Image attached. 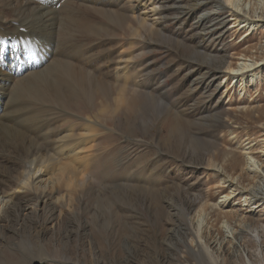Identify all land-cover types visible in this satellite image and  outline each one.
I'll return each instance as SVG.
<instances>
[{"label": "rangeland", "instance_id": "1", "mask_svg": "<svg viewBox=\"0 0 264 264\" xmlns=\"http://www.w3.org/2000/svg\"><path fill=\"white\" fill-rule=\"evenodd\" d=\"M43 1L60 12L68 4ZM125 1L118 19L103 12L98 32L94 19L84 20L90 40L70 48L87 71L103 67L99 81L85 88L93 82L77 73L60 107L40 106H50L43 129L55 135L73 126L75 141L85 126L96 130L79 139L90 154L73 166L88 181L73 190L79 216L67 214L66 184V208L41 211L38 203L34 222L16 224L11 206L0 217V264H38L41 242L50 244L46 264H264V0H235L255 17L237 22L216 0L164 2L159 35L139 28L135 0ZM192 5L193 17L184 18ZM227 70L234 73L215 75ZM41 131L34 137L44 144ZM11 141L0 135V165L16 168ZM54 156L71 160L68 150ZM33 196L22 191L10 201L24 206ZM57 211L60 225L39 241L38 228Z\"/></svg>", "mask_w": 264, "mask_h": 264}, {"label": "bare ground", "instance_id": "2", "mask_svg": "<svg viewBox=\"0 0 264 264\" xmlns=\"http://www.w3.org/2000/svg\"><path fill=\"white\" fill-rule=\"evenodd\" d=\"M64 1L68 4L60 12L55 9L54 5H48L43 0H0V135L2 137L9 135L12 138L11 143L14 144L11 146L13 160L18 161V163L21 162L16 168H13L15 165L10 167L0 165V217L5 210L13 206L16 214V224L20 225H24L26 221L28 223L36 221L39 210L36 207L38 203L42 204L41 211L48 207L62 206L66 200V196L61 195L59 192L62 184H66L67 192H69V196H67L70 199H67L68 204L66 207L70 212H67V214L79 216L77 212L74 213V191H81L86 188L88 181L84 178V173L81 174L80 169L73 168V166L75 162L78 164L76 159L90 154V151L87 150L89 141L82 142L83 139H79L82 137L85 139L86 137L90 138L96 133V130L87 125L83 129L84 133L73 141V126L61 130L58 135H55L52 130L53 127L49 126L44 128V144L39 142L34 135L40 129L44 131V122L48 116L47 113L50 112L48 109L51 105L55 107L54 104L60 107L59 96L61 93H64V95L70 93L68 90L77 83V73L81 78L87 77L93 82L91 86L85 88L93 87L100 78L98 73L102 72L103 67L100 69L95 67L93 70L87 71L82 61L78 60L76 62L72 57L70 58L72 54L70 48L85 45L90 40L84 36L81 29L84 20L94 19L95 31L98 32L101 30L99 28L102 24L100 17H103V12L107 13L109 19H118L120 6L126 3L125 0H109L108 2L104 0ZM170 1L172 0H135L136 12L133 15L139 23V28L147 31V34L159 35L161 30L157 27L163 23V16H165L163 15L166 8L164 2ZM176 1L178 4L182 3V0ZM196 1L193 0L195 3ZM216 1H218V8L216 9L221 12L227 10L236 22L238 18L243 16L253 20L252 10L235 8V0ZM192 8H194V5L191 8L187 7L181 10L184 18L193 17L194 10ZM242 12H245L246 15ZM106 13L104 16H106ZM213 15L216 16L215 22L218 20L217 25L222 28L217 36L224 39L227 35V32L223 30L226 19L219 15L218 11ZM203 16L208 17L209 14L204 13ZM200 19L202 24L203 19ZM260 21H264L263 16ZM203 24L205 25V23ZM23 30L27 32L25 33ZM62 34L65 36V40L61 38ZM199 55L203 54L199 53ZM202 57L216 60V58L205 55ZM228 70L215 75L228 77L234 73ZM119 74L117 68L115 82L118 83H120ZM102 75H104V71ZM215 75H212V77H216ZM79 87L84 91L85 88H81L80 84ZM45 104L50 106L43 110L40 106ZM60 109H62V106ZM21 125H27L28 131H24ZM4 149L7 150V147ZM53 150L54 153L49 154V151ZM67 150L71 160L68 157L69 162L68 160L67 162L61 161L62 163L58 162L54 155H62ZM43 151H46L45 154L42 153ZM57 158L59 157L57 156ZM61 160L63 159L61 158ZM237 163V161L234 162V165ZM83 168L85 169L86 165ZM7 190L8 192H6ZM22 191L33 193L34 196L30 200L28 199L31 202L24 206L22 204L12 205L13 203L10 200ZM32 201L34 202L32 203ZM168 207H171L170 204H168ZM25 208L27 210L26 216L23 214ZM62 215L64 214L59 212L54 218L50 217L51 222L48 226L46 221L40 225L38 228L39 241L41 238L45 239L50 231L53 232L60 225ZM21 231L24 234L28 233L25 226L22 227ZM29 234L31 235V233ZM43 243L41 242L37 246L39 255L43 257H41L42 260L37 262L38 264L48 262L45 260L48 258L45 257L46 253H49L48 247L50 244L45 245ZM19 246L25 248L26 244L23 242ZM27 247L29 249L33 248L31 246ZM27 259L33 258L28 256ZM12 264L19 263L14 262Z\"/></svg>", "mask_w": 264, "mask_h": 264}]
</instances>
